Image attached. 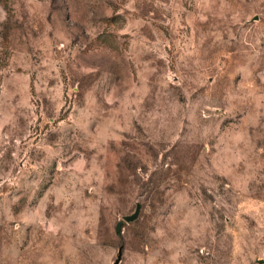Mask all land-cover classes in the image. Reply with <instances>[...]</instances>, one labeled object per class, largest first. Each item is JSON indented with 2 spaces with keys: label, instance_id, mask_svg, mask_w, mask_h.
I'll return each mask as SVG.
<instances>
[{
  "label": "rangeland",
  "instance_id": "374dc122",
  "mask_svg": "<svg viewBox=\"0 0 264 264\" xmlns=\"http://www.w3.org/2000/svg\"><path fill=\"white\" fill-rule=\"evenodd\" d=\"M0 14V264H264V0Z\"/></svg>",
  "mask_w": 264,
  "mask_h": 264
},
{
  "label": "clouds",
  "instance_id": "9594fccd",
  "mask_svg": "<svg viewBox=\"0 0 264 264\" xmlns=\"http://www.w3.org/2000/svg\"><path fill=\"white\" fill-rule=\"evenodd\" d=\"M212 2H214V0H204L205 6L210 5ZM2 19H3V15L0 14V20H2ZM26 80H27V77H25V81ZM0 88H2V86H0ZM24 89H25V91L27 90V84L26 83L24 85ZM145 93H146V89H145ZM2 97H3V93L0 92V148H2L3 145L7 142L8 137L12 135V129L16 128V125L13 123V119H12V116L10 114V111L5 110V99H3ZM8 99L10 100V97ZM134 103H137V102H134ZM7 107L9 110H12L10 103L8 104ZM119 115L123 118L122 122L127 124V123H130V121L132 119L136 118L139 115V109H137L136 111H133L132 108L129 106L126 109V111L120 112ZM70 119H71V117H70ZM8 124L12 125V129H10L9 132L5 133L4 128ZM116 128L119 131H125L126 130L125 128H121L119 124L116 125ZM115 138L120 139L121 137L116 136ZM92 147H95V144H93ZM3 155H4V152L2 150H0V158H2ZM83 163H84V154L80 153L79 154V163L75 164L74 166H70L69 169H65V170L69 171L74 167L76 171H80Z\"/></svg>",
  "mask_w": 264,
  "mask_h": 264
},
{
  "label": "water",
  "instance_id": "95a60500",
  "mask_svg": "<svg viewBox=\"0 0 264 264\" xmlns=\"http://www.w3.org/2000/svg\"><path fill=\"white\" fill-rule=\"evenodd\" d=\"M137 215H138V207H137V209L135 210L134 213H132L130 215H125L124 216V219L126 221H131V220L135 219L137 217ZM121 224H122V220L117 223V225H116V231H119L120 230Z\"/></svg>",
  "mask_w": 264,
  "mask_h": 264
}]
</instances>
